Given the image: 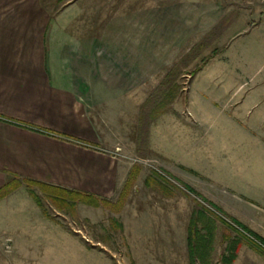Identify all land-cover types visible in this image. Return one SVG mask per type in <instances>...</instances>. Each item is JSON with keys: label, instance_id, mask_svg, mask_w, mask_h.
<instances>
[{"label": "crops", "instance_id": "obj_1", "mask_svg": "<svg viewBox=\"0 0 264 264\" xmlns=\"http://www.w3.org/2000/svg\"><path fill=\"white\" fill-rule=\"evenodd\" d=\"M172 3L0 0V188L17 177L106 200L119 198L133 165L116 149L138 156L141 108L154 92H147L146 73H169L180 60L178 53L173 58L178 24L167 23L173 21ZM171 108L150 127L145 155L155 169L205 198L207 182L215 177L236 193L246 190L245 179L252 185L251 197L258 195L263 177L253 167L244 175L242 152L219 151V158H234L239 166L235 177L224 181L206 166H191L195 136L178 130L193 123L186 112ZM151 169L142 167L136 185L146 188ZM183 196L155 200L165 222L179 221ZM258 196L264 207V189ZM254 208L255 220L235 219L264 239V208L257 206L262 213ZM194 210L192 205L191 216ZM217 228L218 235V223ZM166 232L171 239L172 231ZM234 264H264V254L244 244Z\"/></svg>", "mask_w": 264, "mask_h": 264}, {"label": "rangeland", "instance_id": "obj_2", "mask_svg": "<svg viewBox=\"0 0 264 264\" xmlns=\"http://www.w3.org/2000/svg\"><path fill=\"white\" fill-rule=\"evenodd\" d=\"M172 1L173 21L167 23L174 27L177 23L179 29L174 60L176 53L181 60V55L193 48L184 54L191 56H187L188 65L182 67L175 82L179 96L168 103L165 112L171 107L179 113L184 111L193 123L178 130L195 136L191 166H206L213 176L222 174L224 181L235 177L239 166H235L234 158H219V151L242 152L244 175L253 167L256 175L263 177L255 189L259 195L264 189V0ZM216 26L221 36L214 44L194 51L205 34ZM215 50L220 53L214 55ZM196 55L197 59H192ZM205 59L209 62L200 69ZM131 74L134 79L138 77L137 73ZM167 74L146 73L148 94L151 90L155 92ZM145 154L146 148L143 156L128 157L122 150L119 156L132 165L155 169ZM167 178L185 190L180 182ZM243 184L246 190L236 193L215 177V181L207 182V199L221 206L226 218L255 220L258 215H252L250 209L256 206L255 211L262 213L257 206L264 207L258 195L251 197L250 182L244 179ZM34 191L42 199V208L30 197L27 187L0 204V264H190V210L192 205L197 208L192 194H177L185 195L180 198L185 203L179 202V221L169 223L157 212L155 200L163 196L161 192L144 188L142 183L134 187L123 207L87 208L88 205L78 204L74 214L57 209L38 188ZM109 201L116 204L118 199ZM204 205L209 207L208 203ZM217 223L220 232L212 261L223 264L222 257L227 254L229 244L224 237L230 234L235 238L237 233ZM166 231H172L169 240Z\"/></svg>", "mask_w": 264, "mask_h": 264}, {"label": "trees", "instance_id": "obj_3", "mask_svg": "<svg viewBox=\"0 0 264 264\" xmlns=\"http://www.w3.org/2000/svg\"><path fill=\"white\" fill-rule=\"evenodd\" d=\"M218 27H220V25ZM218 27L216 26L214 29L208 32L204 39L194 48V51H202L212 46L216 39L221 36V32L218 30ZM217 53H220V51L215 50L214 55ZM187 56L183 57L179 63L175 65L166 75L161 84L156 88L155 92L148 98L146 104L141 110L137 151L138 155L140 156L144 155V150L147 148L152 121L164 114L168 103L174 102L179 96V92L176 90L178 86L175 82L181 76L182 67L184 65H188ZM197 57L198 55L194 56L192 59L196 60ZM208 62L209 60L205 59L200 69L205 67ZM141 171L142 167L139 164L133 165L120 193L118 201L115 202L116 204L110 202L109 200L83 192L64 190L34 180H20L17 177L13 181L0 188V201L12 195L25 184L30 197L41 208L42 199L35 193L34 188H38L42 193H44L45 198L50 201L57 209L71 211L72 214H74L75 208L78 204H84L96 208L102 205L106 207H112L113 205L123 207L127 203L130 194L136 186ZM145 186L150 189H157L163 196L167 198H173L179 193H183L185 195L192 194L196 197L195 203L197 208L192 213L188 227V249L190 264H197V262L200 264H213L212 253L215 248L218 221L223 223L230 230L237 233L235 238H232L230 234H227L224 237V239L229 242V244L227 246V254L222 257L223 264H234L238 251L244 244L264 254V250L258 243L260 242L264 245V239L262 237L251 231L246 225L237 219L226 218L227 213L222 207L212 201H209L189 185H183L185 190H182L178 185L172 183L159 171L156 169H151L150 175L145 180ZM204 203H208L209 207L204 205ZM43 213L46 217H48L47 213Z\"/></svg>", "mask_w": 264, "mask_h": 264}, {"label": "built area", "instance_id": "obj_4", "mask_svg": "<svg viewBox=\"0 0 264 264\" xmlns=\"http://www.w3.org/2000/svg\"><path fill=\"white\" fill-rule=\"evenodd\" d=\"M116 154H118V156L121 155V149L120 148L116 149ZM258 243L262 247V249L264 250V245L262 243H260V242H258Z\"/></svg>", "mask_w": 264, "mask_h": 264}]
</instances>
